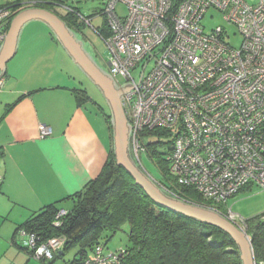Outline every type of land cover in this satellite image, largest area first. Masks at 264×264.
Wrapping results in <instances>:
<instances>
[{"label": "built area", "instance_id": "2783aa9c", "mask_svg": "<svg viewBox=\"0 0 264 264\" xmlns=\"http://www.w3.org/2000/svg\"><path fill=\"white\" fill-rule=\"evenodd\" d=\"M120 2L128 8L125 16L117 12ZM211 9L237 27L239 47L228 42L225 27L206 30L202 21ZM12 13L0 4V47ZM102 14L109 74L121 91L137 159L146 149L144 134L161 129L174 135L166 159L176 184L215 203L249 184L264 188V0H107ZM40 130L42 136L52 132L44 124ZM67 212L58 211L56 225ZM227 218L236 223L231 210ZM16 239L39 260L54 259L65 242L41 240L24 228ZM123 253L124 248L106 253L98 244L85 264H109Z\"/></svg>", "mask_w": 264, "mask_h": 264}, {"label": "crops", "instance_id": "0c3cea01", "mask_svg": "<svg viewBox=\"0 0 264 264\" xmlns=\"http://www.w3.org/2000/svg\"><path fill=\"white\" fill-rule=\"evenodd\" d=\"M39 8L24 3L19 13ZM66 26L87 67L49 21L32 17L19 29L0 88V260L10 251L12 264L31 263L15 240L19 225L54 202L71 209L62 203L74 205L71 195L99 175L116 148L114 107L99 78L112 82L109 70L79 28ZM43 124L51 134L42 136Z\"/></svg>", "mask_w": 264, "mask_h": 264}, {"label": "trees", "instance_id": "16d2710c", "mask_svg": "<svg viewBox=\"0 0 264 264\" xmlns=\"http://www.w3.org/2000/svg\"><path fill=\"white\" fill-rule=\"evenodd\" d=\"M24 3H33L48 10L47 6H50V10L59 15L69 27L79 28L78 17L84 21L75 9L65 13L60 12L59 8H53L54 5L62 6V0H14L7 3L13 10L7 31ZM102 35H108L106 27ZM153 131L159 132L160 129ZM151 155L171 181L170 184L161 183L168 192L192 204L215 207L228 217L231 209L223 207L228 200L215 203L205 199L192 187L176 184L170 175L166 155L164 157L163 153L154 149ZM71 198L74 199V205L66 209L68 212L61 217V224H55L61 209V201H58L44 206L19 225L15 240L20 243L16 234L22 228L36 233L41 240L63 237L65 242L62 254L59 251L54 259L73 250L74 256L67 264H85L86 259L93 255L96 245L106 246V241L127 225L128 244L124 247V253L109 264H244L240 247L230 233L215 224L155 202L117 163L115 149L111 150L99 175L71 195ZM246 222L256 264H264V213Z\"/></svg>", "mask_w": 264, "mask_h": 264}, {"label": "rangeland", "instance_id": "374dc122", "mask_svg": "<svg viewBox=\"0 0 264 264\" xmlns=\"http://www.w3.org/2000/svg\"><path fill=\"white\" fill-rule=\"evenodd\" d=\"M14 0H0V4H7ZM107 0H62V6H58L60 12H68L69 9H75L81 16L86 17L89 21H81L78 17L79 31L85 36V41L89 42L95 53L97 54V61L107 72L109 70L108 61H110L111 53L101 35L105 32L106 19L102 14L106 6ZM249 2H255L256 0H248ZM117 12L121 16H125L128 12L126 4L120 2L117 5ZM202 24L207 31L214 29L217 26H223L228 32V42L234 47H239L242 41V36L238 32L236 26L229 24L225 20L223 14L215 9H211L203 18ZM1 50V49H0ZM134 75L138 77L139 72H135ZM85 81L87 79L85 78ZM89 82V81H88ZM91 91H96L94 82L87 83ZM3 86V84H2ZM1 86V87H2ZM0 87V88H1ZM144 142L147 145L145 150L139 151V157L135 156V153L129 143L128 153L129 158L133 164H135L144 174L147 175L155 184L157 182L163 184H170L171 181L164 175L162 168L158 165L156 160L152 157L151 151L154 149L158 153H163L164 157L172 147L174 135L164 132L160 129L159 132L145 133L143 136ZM150 146L148 148V144ZM158 185V184H157ZM63 207H72V202L68 201L62 203ZM225 209H231L236 216V223L238 225H246L247 219L253 218L257 215L264 213V188L257 184H249L246 188L236 195L230 197L226 203L223 204ZM253 225V222H250ZM128 226H124L122 230H119L112 238L106 241L105 252L118 251L124 248L128 244L127 235ZM1 251V249H0ZM73 250L68 251L62 257L56 258L52 264H64L72 257ZM9 255L3 256L0 260L1 264H12L10 260L13 256L12 252H8ZM65 259V260H64ZM30 264H45L48 261H42L37 258L31 257ZM66 264V263H65Z\"/></svg>", "mask_w": 264, "mask_h": 264}, {"label": "water", "instance_id": "95a60500", "mask_svg": "<svg viewBox=\"0 0 264 264\" xmlns=\"http://www.w3.org/2000/svg\"><path fill=\"white\" fill-rule=\"evenodd\" d=\"M32 17H40L49 21L56 29L60 37L64 40L66 45L73 51L75 56L87 67L83 53H81L79 46L74 42L73 38H71V34L65 22L53 11L45 8H39L29 12H21L12 20L9 32L6 36L4 48L0 53V72H2L0 76H4L6 64L14 53L19 29L27 19ZM99 78L107 92V95L112 100L114 107L116 120L115 152L117 163L124 167V169L142 188L146 190L155 202L182 214L215 224L226 230L232 235L234 240L239 245L243 263L256 264L252 240L247 232L243 231L238 224L234 223L225 215L217 211L170 196L161 187H159V185L155 184L149 177H147L142 170L132 163L128 153V120L121 103V91L113 86V81H105L104 78ZM60 254H62V251Z\"/></svg>", "mask_w": 264, "mask_h": 264}, {"label": "flooded vegetation", "instance_id": "af4514ba", "mask_svg": "<svg viewBox=\"0 0 264 264\" xmlns=\"http://www.w3.org/2000/svg\"><path fill=\"white\" fill-rule=\"evenodd\" d=\"M48 8H49V10H50V6H47ZM53 8H55L56 10H58V7H56L55 5H54V7Z\"/></svg>", "mask_w": 264, "mask_h": 264}]
</instances>
